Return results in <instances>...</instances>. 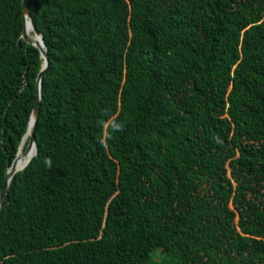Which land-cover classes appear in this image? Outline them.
<instances>
[{
  "label": "trees",
  "instance_id": "1",
  "mask_svg": "<svg viewBox=\"0 0 264 264\" xmlns=\"http://www.w3.org/2000/svg\"><path fill=\"white\" fill-rule=\"evenodd\" d=\"M29 13L50 66L0 264H264V0ZM24 30L23 0H0V194L45 62Z\"/></svg>",
  "mask_w": 264,
  "mask_h": 264
},
{
  "label": "water",
  "instance_id": "2",
  "mask_svg": "<svg viewBox=\"0 0 264 264\" xmlns=\"http://www.w3.org/2000/svg\"><path fill=\"white\" fill-rule=\"evenodd\" d=\"M23 10H24V14H25V27H26V21H27V18H28V19H30V22H31V25H32V30H33V33L35 35V38H31L30 36H28L25 30L23 32L22 38L25 41H27L29 44H32L35 47H37L41 51L42 57L45 60L43 69L40 72L39 77H38V93H39V98H38V100L36 102L35 110L33 112V116H32L31 121H30V125H31V122H32L33 117L35 118L33 130H32L31 135L29 136V139H30L29 140V145H28V147L26 149V150H28L31 147H34L35 148V155L33 156V158H34L37 155V144H36V140H35V131H36L37 121H38V117H39L40 109H41V88H42V81H43L44 74L46 73L47 69L50 66V61H49V55H48L47 50L46 49L43 50V47L45 48L44 39L38 33V31H37V29H36V27H35L32 19L30 17V13H29V0H23ZM38 38L40 39V41L42 43V46L37 42V39ZM30 125H29V130H30ZM29 130H28V133H27V135L25 136V138L23 140V143H24L25 139L27 138V136L29 135ZM18 155H19V153H18ZM18 155H17V158L15 159V161L13 162L10 170L7 173V176H6V179H7L6 185H5V187L3 188V190H2V192L0 194V216H1L2 212H3L4 205H5L7 196H8V188H9L8 181L12 177L13 174H17L14 171L11 173V170L14 169V166H15L16 161L18 159ZM31 160H30V162H31ZM29 163L26 165V167L29 165ZM25 168H23L21 171H23Z\"/></svg>",
  "mask_w": 264,
  "mask_h": 264
},
{
  "label": "bare ground",
  "instance_id": "3",
  "mask_svg": "<svg viewBox=\"0 0 264 264\" xmlns=\"http://www.w3.org/2000/svg\"><path fill=\"white\" fill-rule=\"evenodd\" d=\"M25 31H26L27 35L31 37V33H32L33 30H32V25H31L30 19H28V18H27V21H26ZM37 42L42 46V43H41V41H40L39 38L37 39ZM44 49L45 48L43 47V50ZM34 120H35V118L33 117L32 122H31V125H30L29 135L25 139V141H24V143H23V145H22V147H21V149L19 151L18 159L16 161V164L14 166V169L11 170V173L13 171L15 173L20 172L23 168L26 167V165L30 162V160L35 155V148L34 147H31L28 150H25V148L27 147L26 146L27 140H28L29 136L31 135L32 130H33V127H34V122H35ZM15 175L16 174H13L12 177L9 179L8 186L10 185V182H11V180L13 179V177Z\"/></svg>",
  "mask_w": 264,
  "mask_h": 264
},
{
  "label": "rangeland",
  "instance_id": "4",
  "mask_svg": "<svg viewBox=\"0 0 264 264\" xmlns=\"http://www.w3.org/2000/svg\"><path fill=\"white\" fill-rule=\"evenodd\" d=\"M32 36H33V37H32ZM31 38H35V35H34L33 31H32V33H31Z\"/></svg>",
  "mask_w": 264,
  "mask_h": 264
}]
</instances>
